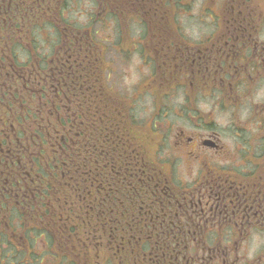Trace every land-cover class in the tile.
Listing matches in <instances>:
<instances>
[{
    "label": "flooded vegetation",
    "instance_id": "flooded-vegetation-1",
    "mask_svg": "<svg viewBox=\"0 0 264 264\" xmlns=\"http://www.w3.org/2000/svg\"><path fill=\"white\" fill-rule=\"evenodd\" d=\"M92 1L114 22L143 28L128 52L125 30L115 32L114 42L95 39L98 33L90 28L65 34L81 42L78 55L83 62L92 55L99 73L116 64L105 57L111 49L124 55L122 64L132 51L140 53L146 69L136 97L110 87L115 129L125 130L127 143L121 145L131 147L130 153L127 159L102 162L95 145L93 174L81 160L79 206L54 207L53 192L40 190V178L32 172L36 151L30 148L40 144L29 134L22 142V131L11 124L7 129L0 102V264H264L263 248L251 255L245 245L264 231V135L256 138L262 141L260 153L246 151L243 146L252 143L243 134L249 128L241 125L240 113L264 86L261 27L247 4L254 0H204L202 16L212 29L199 32H186L180 24V13L192 0ZM52 2L0 0V24L5 29L12 19L49 21ZM70 50L56 45L51 59L34 62L32 77L21 80L14 73L8 84L18 90L28 84L31 102L52 105L53 87L62 82L53 68L74 63ZM43 68L46 79L40 78ZM81 81V100H97L100 78ZM148 92L158 122L144 127L134 120L132 103ZM252 114L251 125L264 130V100ZM45 133L49 136L47 128ZM41 166L49 172V165ZM123 189L125 210L116 198Z\"/></svg>",
    "mask_w": 264,
    "mask_h": 264
},
{
    "label": "trees",
    "instance_id": "trees-1",
    "mask_svg": "<svg viewBox=\"0 0 264 264\" xmlns=\"http://www.w3.org/2000/svg\"><path fill=\"white\" fill-rule=\"evenodd\" d=\"M67 2L68 0H53L49 12L52 17L49 21H37L36 24H30L27 20L21 22L12 19L5 29L0 24V80L3 79L4 81L3 85H0V102L4 104L3 123L7 129L8 125L11 124L17 127L16 130L22 131L20 133L22 142L29 134L33 136V142L41 145L35 146L34 149L30 148L36 151L32 160L35 162V166L39 168H42L41 165L44 163L49 165V172L45 176L49 175L51 185L47 189L58 194L53 195L52 205L54 207L75 208L79 206L75 192L78 191L77 179L82 169V158L85 169L93 174L94 160L97 159L95 145L98 149L100 148L98 152H100L102 162L127 159L131 147L127 150L121 145V142L127 143L124 136L125 130L115 129V120L110 112L113 99L110 92L102 84L99 87L100 96L98 94L97 100L85 99L82 101L80 98L81 79L91 81L94 79L91 71L95 63L91 58L83 62L77 52L81 42L77 39L69 40L70 37L65 35L79 30L77 26L64 18V13L67 12ZM41 7H44L43 11H45L44 3ZM259 9L264 15V8L261 6ZM49 27L58 35L57 39L54 38L57 41L55 44L70 47L71 50L68 55L75 60L73 64H69L70 67L58 64L57 70L55 67L53 68V71L61 75L59 79H62V82L53 87V90L57 89V91L56 93L52 92L54 97L52 105L50 101L46 102L45 100L31 102V87L28 84L21 83L18 90L15 86H10L6 80L10 77H16L11 76L14 73L19 74L20 77H18L21 80L32 77L28 74L34 72L32 58L37 56V48L34 46L33 39L35 36L41 37L43 40L50 39V33L46 37V29ZM4 32H12L16 36L6 37ZM42 34H45L44 37ZM16 51H25L23 55L25 58L28 57L27 64L17 63ZM46 77L43 68L40 78L46 79ZM67 93L69 95L68 100L64 98ZM41 98L44 99L43 94H41ZM82 110L84 111L81 114ZM40 123H42V127L46 125L48 134L51 130L49 136H46V128L38 129ZM30 127L32 130L29 132ZM151 138L152 136L149 137V142H151ZM9 142L10 140H8ZM83 144H85L84 148ZM82 152H85L83 157ZM104 171L105 176L109 178V168ZM32 172L35 174L34 171ZM125 196L124 189L116 192L117 205L121 210H125L126 203H128ZM57 198L60 200L57 201ZM53 213L55 214L54 211ZM74 214H78V212L75 211ZM122 218L124 219V217Z\"/></svg>",
    "mask_w": 264,
    "mask_h": 264
},
{
    "label": "rangeland",
    "instance_id": "rangeland-1",
    "mask_svg": "<svg viewBox=\"0 0 264 264\" xmlns=\"http://www.w3.org/2000/svg\"><path fill=\"white\" fill-rule=\"evenodd\" d=\"M228 1L229 4L233 3L232 0ZM67 3L69 8L67 10V13L65 12L64 18H66L69 23H73L75 26H78L80 28L79 30L83 32L88 30V28H90L92 32H97V35L93 34L95 39L98 37H104L114 42L116 31H128L129 34L124 41V48L126 49V52H128V48L131 46V43L138 42L140 40V33L143 29L141 26H139L138 24H129L126 28V24L124 21L114 22L112 19L109 18L110 15L105 12V9L103 15L101 8L93 4L92 0H68ZM203 3L204 0H192L189 5V8L184 9L180 13V24L182 30L186 32H199L212 29V24L210 23L211 20L202 16ZM261 6L264 8V2H261ZM212 9L214 10L216 8ZM148 26L149 28H154L155 24L149 23ZM91 31L90 33H92ZM46 32H51V30L46 29ZM44 35L45 34H42L43 37ZM260 35V41L264 44V26L261 29ZM33 40L35 42L34 46H36L37 48L36 52L38 53L37 56L39 59L45 58L46 60H49L54 56L53 54L55 51H53L52 48L51 38L48 40H43L41 37L35 36ZM107 46L109 47V44H107ZM24 52L25 51H16V59L21 64L27 63L23 55ZM92 54L94 56L96 54V51L93 50ZM105 55L106 59L109 60L108 63H110L113 58L116 64H108V70H106L104 73H99L96 69V65H94L91 71V73L93 74V78H100V85L104 84L107 89L111 87L113 90L116 91V93L122 94L121 96L123 97L127 96V94H131L134 99L136 95L140 92L139 88L144 80L143 77L146 69L145 64H143L144 62L142 63L143 60H141L140 53L138 54L137 50L132 51L130 54H128L130 56L129 60L123 64V54H118L112 51L111 49ZM34 61L35 60H33V62ZM256 93L257 94L254 96L252 102L246 103V108L241 109L240 113L242 115L241 125L245 126V128H249V130H247L248 133L243 131V134H246L251 139L252 143V147L246 148L245 145L243 147L244 149H246V151H254L255 153H260L262 151V141H259L256 138H259L260 134L264 135V130L258 125H251L250 120L253 115L252 110L254 105L260 104L264 100V86H261L256 91ZM151 100H153V98L148 92L147 94L142 95V99L140 101L136 100L134 103H132L134 120L137 122V124H141L144 127H149L153 121L156 126L158 122V116H156V106L155 103H153ZM227 113L231 112L227 111ZM222 119L223 118L220 117V123H222ZM248 119L249 122L246 123ZM246 124L248 126H246ZM158 151L160 152V150ZM158 156H160V153H158ZM245 245L248 246V251L251 255L258 251L260 248H263L264 250V231L257 232V234L253 235L250 243H246Z\"/></svg>",
    "mask_w": 264,
    "mask_h": 264
}]
</instances>
